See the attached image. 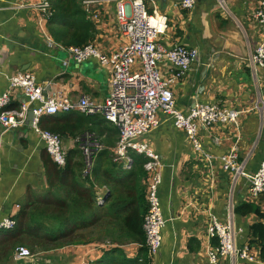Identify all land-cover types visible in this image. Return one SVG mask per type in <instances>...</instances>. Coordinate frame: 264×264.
Here are the masks:
<instances>
[{
  "label": "crops",
  "instance_id": "crops-1",
  "mask_svg": "<svg viewBox=\"0 0 264 264\" xmlns=\"http://www.w3.org/2000/svg\"><path fill=\"white\" fill-rule=\"evenodd\" d=\"M41 1L0 0V96L9 90L11 75L28 71L36 76L46 95L61 92L73 101L86 96L103 104L110 93L111 69L97 59L75 63L61 48L49 46V20H43L35 9V4ZM80 2L77 0L79 5ZM146 4L149 13L158 11L167 18L168 29L160 38L164 47L184 44L200 52L192 70L171 86L177 109L188 113L199 104L211 103L243 111L238 128L201 129L199 139L215 157L212 165L164 115L160 126L143 137L161 160L159 199L167 220L162 248L152 263L208 264L210 215L213 213L220 221H227L231 201L235 209L242 201L252 199L244 180L232 189L231 174L222 169L220 157L236 146L239 162L249 161L248 171H254L264 158V71L258 69L254 74L250 69L260 40L259 27L253 18L255 5L252 0H225L224 6L217 0H197V5L187 10L175 0H151ZM91 10L98 15L95 19L85 13L86 22L94 29L92 43L105 54L120 49L126 40L116 20L118 3H101ZM65 61H68L66 65ZM159 69L163 77H171L173 71L166 62H161ZM24 105H28V100L22 91L11 90L9 109L18 111ZM33 107L30 105V109ZM79 116L84 115L71 111L44 116L39 125L47 130L55 121L50 119L63 117V133H66L63 145L67 154L75 155L89 142H97L96 136L102 142L107 141L111 123L96 126L97 134L83 132L84 126L91 127V124H84ZM215 137L220 139L219 143L213 141ZM114 141L112 137L108 140ZM255 143L258 145L253 150ZM48 158L44 142L29 125L27 117L22 125L7 131L0 124V217H15L25 198L33 200L48 195ZM225 176L230 177L229 182ZM93 190L98 204L109 194L106 187L94 185ZM262 198L256 202L260 203ZM261 206L264 211V205ZM234 217L237 240L242 245L248 242L247 232L256 218L254 215ZM138 249L135 244L122 247L129 259L136 258ZM102 253L95 244L71 246L35 257L34 264H100ZM6 260L0 264H16L15 252ZM220 264L248 263L225 258ZM252 264H264V261Z\"/></svg>",
  "mask_w": 264,
  "mask_h": 264
},
{
  "label": "built area",
  "instance_id": "built-area-1",
  "mask_svg": "<svg viewBox=\"0 0 264 264\" xmlns=\"http://www.w3.org/2000/svg\"><path fill=\"white\" fill-rule=\"evenodd\" d=\"M151 0H81L85 13L92 14V6L101 3H118L117 24L121 35L125 38L122 47L111 54H105L93 42L85 46L65 47L57 44L48 37L51 47L61 48L67 52L75 63H82L88 59H97L102 65L111 69L112 78L110 93L103 104H98L89 97H82L78 101L67 98L58 92L46 95L38 84L36 76L28 71L15 73L9 77V90L0 96V124L7 131L22 125L30 110L33 111L34 132L39 135L53 162L63 168L67 163V151L60 135L40 128V119L44 116H54L59 113L76 111L84 116L101 114L106 121L115 125L120 136L114 149V161L123 162L130 168L133 161L132 154L148 159L144 165L150 181L148 183L149 211L144 219L146 244L152 257L162 248L163 229L167 223L159 199V186L162 183L161 160L155 151L149 147L143 137L161 124V116L170 119L177 130L186 134L195 151L212 165L215 157L206 150L199 139L202 128L211 129L217 126L240 125L241 110L229 109L219 104L204 103L183 113L176 107V101L171 86L176 79H180L192 70L199 61L200 52L195 47L176 44L166 48L160 43V38L168 29L167 18L158 11L149 13L147 2ZM220 6L225 0H217ZM255 5L253 18L259 27L260 40L255 54L251 59L250 69L255 74L258 69L264 71V0H252ZM182 9H193L197 0H181ZM35 9L43 20H49L54 13L48 0L35 4ZM166 62L172 68L170 78L162 76L159 64ZM68 61H65L66 65ZM18 89L28 100L20 110H10V92ZM30 105H34L30 109ZM264 109V104L263 107ZM215 143L220 139L215 137ZM258 143H255L253 150ZM98 142H89L82 150L86 162L91 163L94 151L101 149ZM238 148L232 147L228 153L220 157L221 167L231 174L233 188L240 181H245L249 197L258 200L264 197V158L260 160L254 171H248V162H239ZM19 207V206H18ZM234 204H229V219L220 221L213 213L207 226L209 239L216 238L219 246L208 247V264H220L221 259L242 261L248 264L260 261L258 253L246 243L237 240L236 225L234 222ZM17 222L13 216L0 217V231H13ZM34 257L24 248L17 249L15 258Z\"/></svg>",
  "mask_w": 264,
  "mask_h": 264
},
{
  "label": "trees",
  "instance_id": "trees-1",
  "mask_svg": "<svg viewBox=\"0 0 264 264\" xmlns=\"http://www.w3.org/2000/svg\"><path fill=\"white\" fill-rule=\"evenodd\" d=\"M50 4L54 15L48 21V28L57 44L69 47L92 43L93 25L86 22L85 11L77 0H51ZM59 118L50 119L55 121L46 129L63 139L66 136L63 117ZM78 119L91 124V127L85 125L83 132L96 134V126L108 122L101 114L79 116ZM107 133L105 142L96 136L102 148L93 152L89 165L83 150H78L75 155L72 152L67 154L63 168L48 158V195L33 200L25 198L14 217L16 229L0 231V263L21 248L36 257L66 247L95 244L103 252L100 264H153L143 227L150 208L149 185H146L150 177L144 168L148 159L132 154L130 168L125 170V163L114 161L120 131L112 124ZM111 137L116 142H108ZM230 177L224 179L229 182ZM94 185L106 187L109 191L101 204L95 200ZM234 212L239 217L255 216L256 220L247 232V244L264 261V211L261 204L254 199L242 201ZM133 244L139 247L138 253L136 258L129 259L122 247ZM211 244L213 248L218 247V239H211ZM109 246L111 248L107 249Z\"/></svg>",
  "mask_w": 264,
  "mask_h": 264
},
{
  "label": "water",
  "instance_id": "water-1",
  "mask_svg": "<svg viewBox=\"0 0 264 264\" xmlns=\"http://www.w3.org/2000/svg\"><path fill=\"white\" fill-rule=\"evenodd\" d=\"M163 2L166 1H173V0H162ZM175 1H181V0H175ZM27 119H28V123L30 126H33V120H34V114L33 111L30 110L27 114ZM37 258V257H36ZM35 256L34 257H22L16 260V264H34L36 259Z\"/></svg>",
  "mask_w": 264,
  "mask_h": 264
},
{
  "label": "rangeland",
  "instance_id": "rangeland-1",
  "mask_svg": "<svg viewBox=\"0 0 264 264\" xmlns=\"http://www.w3.org/2000/svg\"><path fill=\"white\" fill-rule=\"evenodd\" d=\"M262 132H263V124H262V126H261V129H260V132H259V138H261L262 137ZM126 167V166H125ZM260 204L262 205H264V198H262L261 200H260ZM46 254V253H45ZM42 255V254H41ZM40 255H37L36 257L38 258Z\"/></svg>",
  "mask_w": 264,
  "mask_h": 264
}]
</instances>
